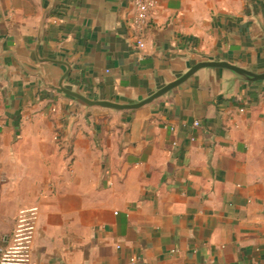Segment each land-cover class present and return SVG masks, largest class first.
Wrapping results in <instances>:
<instances>
[{
	"label": "crops",
	"instance_id": "crops-1",
	"mask_svg": "<svg viewBox=\"0 0 264 264\" xmlns=\"http://www.w3.org/2000/svg\"><path fill=\"white\" fill-rule=\"evenodd\" d=\"M58 0L44 50L105 101L144 94L175 52L244 63L247 1ZM41 0H0V51L26 62ZM141 41L143 47H137ZM0 64V264H264V90L190 86L137 113L81 110ZM42 68L51 82L47 69Z\"/></svg>",
	"mask_w": 264,
	"mask_h": 264
},
{
	"label": "water",
	"instance_id": "water-1",
	"mask_svg": "<svg viewBox=\"0 0 264 264\" xmlns=\"http://www.w3.org/2000/svg\"><path fill=\"white\" fill-rule=\"evenodd\" d=\"M58 5V0H41V15L36 28L34 43L28 50L27 61H21L15 52L0 51V64L5 59L11 60V66L23 76L36 79L40 89L57 95L60 99L78 107L86 116L94 110L109 114L131 115L155 105L170 103L190 86L211 89L212 104L229 101L239 92L249 94L264 90V12L254 2L247 1L249 14L246 21L252 27L246 43L262 46L256 51L255 58L249 57L244 63L224 60L219 54L197 56L184 52H175L166 61L179 65L171 68L158 83L146 82L141 88L144 94L133 92L115 94L113 101H105L100 91L94 97L82 93V86L68 84L72 71L63 57L58 53L49 54L44 50L45 21ZM44 66L51 82L45 77Z\"/></svg>",
	"mask_w": 264,
	"mask_h": 264
},
{
	"label": "built area",
	"instance_id": "built-area-1",
	"mask_svg": "<svg viewBox=\"0 0 264 264\" xmlns=\"http://www.w3.org/2000/svg\"><path fill=\"white\" fill-rule=\"evenodd\" d=\"M133 3L135 9V28L141 37L148 26V16L154 9L155 4L153 0H133ZM137 47L139 49L143 47L141 41H138ZM0 254H3L2 251H0Z\"/></svg>",
	"mask_w": 264,
	"mask_h": 264
}]
</instances>
